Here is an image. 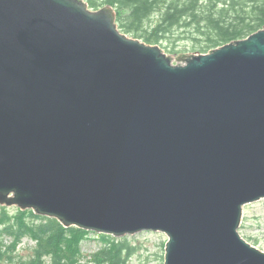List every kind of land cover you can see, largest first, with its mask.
I'll return each instance as SVG.
<instances>
[{"label":"water","instance_id":"obj_1","mask_svg":"<svg viewBox=\"0 0 264 264\" xmlns=\"http://www.w3.org/2000/svg\"><path fill=\"white\" fill-rule=\"evenodd\" d=\"M183 64H173V60ZM264 28L166 55L83 0H0V205L120 237L164 264H264Z\"/></svg>","mask_w":264,"mask_h":264},{"label":"trees","instance_id":"obj_2","mask_svg":"<svg viewBox=\"0 0 264 264\" xmlns=\"http://www.w3.org/2000/svg\"><path fill=\"white\" fill-rule=\"evenodd\" d=\"M88 8L110 5L115 22L125 34L141 38L147 44H159L182 31L179 36L194 41L199 52L206 53L232 40L242 39L264 28V0H86ZM39 218L32 210L8 215L0 212V264L10 258V248L27 235L38 242L28 264H74L89 232L65 228L55 218ZM7 236L13 244L5 245ZM103 246L92 255L93 264H126L132 248L127 241L99 235Z\"/></svg>","mask_w":264,"mask_h":264},{"label":"rangeland","instance_id":"obj_3","mask_svg":"<svg viewBox=\"0 0 264 264\" xmlns=\"http://www.w3.org/2000/svg\"><path fill=\"white\" fill-rule=\"evenodd\" d=\"M83 1L86 2V0ZM89 9L95 10L91 8ZM181 32L182 31L175 32L173 37L162 41L157 45L167 56H185L189 54L201 53L199 52L197 45L194 44V41L179 36ZM127 36L132 37L130 34H127ZM137 39L144 42L141 38ZM206 53H208V51ZM172 63L183 64L184 62L176 59L173 60ZM16 208V206L8 207L6 205H0V212L6 211L8 215H12L16 212ZM37 216L39 218H37L34 223L46 222L41 218L44 216ZM86 232H89V234L83 242L80 241V255L74 258L76 260L74 264H93L92 255L95 254L104 244L98 233L94 231ZM238 232L249 244L264 252V199L244 206L243 216ZM113 238L120 240L125 239L128 245L132 248L126 264H164L165 243L167 241L165 234L161 232L142 231L132 235H124ZM14 241L11 236H7L5 245L7 246L9 244H13ZM38 248V242L35 239L24 235L18 239L14 245H12L9 252L11 256L7 260H4V264H28L30 259H33L35 254L34 252ZM43 260L47 262L46 264H48L49 257H43Z\"/></svg>","mask_w":264,"mask_h":264}]
</instances>
